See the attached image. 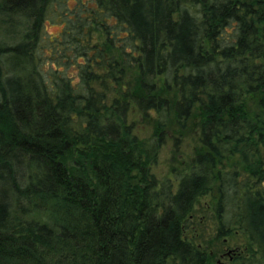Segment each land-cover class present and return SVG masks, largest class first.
Here are the masks:
<instances>
[{
	"label": "trees",
	"instance_id": "1",
	"mask_svg": "<svg viewBox=\"0 0 264 264\" xmlns=\"http://www.w3.org/2000/svg\"><path fill=\"white\" fill-rule=\"evenodd\" d=\"M194 122L203 151L159 181ZM208 195L248 238L232 261L264 264V0H0V264H207Z\"/></svg>",
	"mask_w": 264,
	"mask_h": 264
},
{
	"label": "rangeland",
	"instance_id": "2",
	"mask_svg": "<svg viewBox=\"0 0 264 264\" xmlns=\"http://www.w3.org/2000/svg\"><path fill=\"white\" fill-rule=\"evenodd\" d=\"M45 27L46 41L59 37L62 32L61 24L56 21H47ZM75 72L74 68L69 69V73L74 74ZM128 123L134 125V133L140 139L146 140L152 136L153 124L144 119L135 108L129 114ZM177 136L179 132L173 129L171 138L167 139L160 150L156 164L152 166V173L161 182L168 179L173 181L176 178L180 179L184 173L189 171L197 154L203 151L196 122L190 125L179 148H175L174 145V138ZM215 203L213 195L205 196L200 200L191 217L186 237L188 241L208 254L207 264H235L231 260L234 256L244 258L250 256L248 238L234 230L230 236H220Z\"/></svg>",
	"mask_w": 264,
	"mask_h": 264
},
{
	"label": "flooded vegetation",
	"instance_id": "3",
	"mask_svg": "<svg viewBox=\"0 0 264 264\" xmlns=\"http://www.w3.org/2000/svg\"><path fill=\"white\" fill-rule=\"evenodd\" d=\"M232 260V259H231Z\"/></svg>",
	"mask_w": 264,
	"mask_h": 264
}]
</instances>
